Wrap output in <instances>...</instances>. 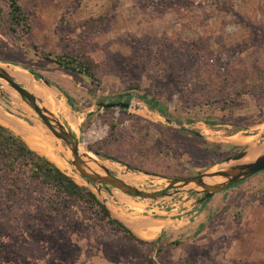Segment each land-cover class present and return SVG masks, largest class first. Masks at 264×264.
Returning <instances> with one entry per match:
<instances>
[{"label": "rangeland", "instance_id": "1", "mask_svg": "<svg viewBox=\"0 0 264 264\" xmlns=\"http://www.w3.org/2000/svg\"><path fill=\"white\" fill-rule=\"evenodd\" d=\"M18 1L30 34L10 31L8 3L0 0V67L127 184L162 191L165 180L212 173L247 147L248 161L264 152V0ZM46 54L89 60L91 78L64 71ZM38 86L50 98L37 95ZM119 102L130 106H99ZM0 115L44 131L14 97L0 96ZM58 155L67 165L59 170L95 193ZM7 189H0V264H264V171L199 205L200 190L147 200L102 188L99 198L124 221H158L139 234L154 244L143 251L86 227L78 206L45 188L16 196ZM160 227L166 232L157 239Z\"/></svg>", "mask_w": 264, "mask_h": 264}, {"label": "trees", "instance_id": "2", "mask_svg": "<svg viewBox=\"0 0 264 264\" xmlns=\"http://www.w3.org/2000/svg\"><path fill=\"white\" fill-rule=\"evenodd\" d=\"M6 2L9 9L7 20L9 29L23 39L30 34L31 21L22 10L18 0H6ZM43 57L51 61L48 54ZM51 62L68 73L88 78L92 76V64L89 60H76L69 55H62ZM27 70L35 79H42L40 75L32 70ZM64 96H66L65 93ZM139 99L150 110L156 109L162 117L166 118L164 110L158 107V103L154 99H149L145 95H141ZM67 100L70 105V100L68 98ZM2 188H8L7 191L12 192L13 196L18 193H26L29 190L35 191V189L45 188L58 199H64L65 203L78 206L84 213V225L86 227L90 229L99 227L102 230H108L110 233L117 235L116 239L119 242L128 246L135 245L140 251H143L144 247L148 245H154L145 242L120 222L113 219L92 192L79 187L47 158L38 155L20 137L0 125V189ZM8 199L9 206L15 203V198ZM146 255L149 257L148 253ZM145 264L155 263L152 258H148Z\"/></svg>", "mask_w": 264, "mask_h": 264}, {"label": "water", "instance_id": "3", "mask_svg": "<svg viewBox=\"0 0 264 264\" xmlns=\"http://www.w3.org/2000/svg\"><path fill=\"white\" fill-rule=\"evenodd\" d=\"M20 67L23 70L28 71L27 69ZM30 76L34 78V76L28 71ZM35 79V78H34ZM0 80L5 83V85L0 84V96L14 97L28 106L40 119L38 121L47 131L53 136L58 142L61 143L63 147L64 155L68 162L73 167L74 171L77 172L81 179L84 180L89 186L93 187L95 190V197L97 200L108 210L111 217L118 222H120L123 226L130 230V226L136 221L142 220H130L124 221L123 218H120L113 214L109 210L104 200H101L99 196L102 193V188L106 186H110L114 189H117L129 197L139 198V199H147V200H158L166 196L174 197L175 195L186 193L187 191L193 192V194L202 193L203 197L200 198L196 204L199 205L201 203L206 202L211 199L217 193L226 191L231 187H234L248 178L264 171V152L255 156L252 160H244L246 156V152L249 149L242 150L241 152L233 155L230 158H227L222 163H217L211 166L214 167L216 165H227L226 170H222L221 172H217L214 174H209L208 171L202 173L198 176L187 178V179H177V180H165V188L162 191L157 192H145L138 189L136 186H131L124 182L121 178L124 177L120 172L110 168V166L105 163L98 161L95 157V161L87 158L85 155L79 153V146L77 139L74 137V133L71 129L67 128L62 122H56L51 120L49 116H47V112L42 110L38 106V101L36 98L30 94L24 87L19 85L15 80H13L3 69L0 68ZM39 80V79H35ZM44 86L53 87L47 80L40 79ZM8 88L12 90V93H4L2 89ZM54 88V87H53ZM57 89V88H56ZM58 90V89H57ZM67 99V97H65ZM102 109H114L118 108L121 110H126L129 108L130 104L128 103H107V104H99ZM49 115V114H48ZM196 137H201L200 134L193 132ZM85 162L91 164L97 172L88 173L85 167ZM109 167H107V165ZM146 176V175H144ZM212 178H221L223 181L220 184L207 185L203 182L204 179H212ZM188 187H193L194 189L187 190ZM174 190V192H170ZM197 190H200L197 192Z\"/></svg>", "mask_w": 264, "mask_h": 264}, {"label": "bare ground", "instance_id": "4", "mask_svg": "<svg viewBox=\"0 0 264 264\" xmlns=\"http://www.w3.org/2000/svg\"><path fill=\"white\" fill-rule=\"evenodd\" d=\"M1 68V67H0ZM16 68V67H15ZM19 68V67H17ZM3 69V68H1ZM21 69V68H20ZM4 70V69H3ZM6 73L7 71L4 70ZM21 73L27 74L26 71H24L23 69L21 71H19ZM8 74V73H7ZM29 74V73H28ZM30 75V74H29ZM32 77V76H31ZM33 78V77H32ZM34 79V78H33ZM14 80V79H13ZM1 81V80H0ZM35 82H38V80H35ZM17 82V81H15ZM3 85H5V83L2 81L1 82ZM18 83V82H17ZM19 85H21L22 87H24L22 84L18 83ZM46 87V86H45ZM26 89V87H24ZM48 88V87H46ZM49 89V88H48ZM27 90V89H26ZM50 90V89H49ZM28 91V90H27ZM34 92L37 95L43 96L45 98H50L49 95V91H47L44 86H38L34 89ZM30 93V92H29ZM31 94V93H30ZM33 95V94H32ZM34 96V95H33ZM36 97V96H35ZM38 99V98H37ZM38 106L42 109L46 111V108L43 107V104H38ZM57 109H59V107H57ZM57 115V114H56ZM51 120L54 121H58L55 116L54 119L50 118ZM60 122V121H58ZM35 123V122H34ZM36 125L41 126L44 131L46 132V134L49 136H47L43 130H30L28 129L26 126H24L19 120H12L8 117H4L0 115V125L12 130L13 132H15L16 134L20 135L23 140L29 145V147L31 149H33L36 153L45 156L50 162H52L55 166H57L60 169H66L67 165L66 163L61 159V157L58 155H64V151H63V147L61 146V143L58 142L53 136H51L48 131L38 122L35 123ZM33 124V125H35ZM263 147H261L258 150L263 149ZM79 153L85 155L87 158H90L91 160L95 159L93 158V155H91L90 153L84 151L81 147H79ZM248 154V150L246 152V156ZM246 156L244 158V160H248L249 158L246 159ZM251 158V157H250ZM252 159V158H251ZM85 167L88 173L90 172H97L99 173L97 170H95V168H93L91 166V164H89L88 162H85ZM107 165V164H106ZM108 167V165H107ZM228 166H222V165H218L215 166L212 171V173L209 174H214L217 172H221L222 170H226ZM212 169V168H211ZM210 172V171H209ZM122 180L127 181L126 178H122ZM203 182L207 185H214V184H220L223 181L221 180V178H212V179H204Z\"/></svg>", "mask_w": 264, "mask_h": 264}, {"label": "crops", "instance_id": "5", "mask_svg": "<svg viewBox=\"0 0 264 264\" xmlns=\"http://www.w3.org/2000/svg\"><path fill=\"white\" fill-rule=\"evenodd\" d=\"M166 220L164 221H160V222H165ZM154 222H158L156 220H151V219H148L147 222H144V221H136L134 222L131 226H130V230L138 237H140V233L144 232V227H148V229H153L155 228V223ZM164 232H166V229L163 228V227H160L158 229V232L156 233V237L155 238H159L162 234H164ZM142 239V238H141Z\"/></svg>", "mask_w": 264, "mask_h": 264}]
</instances>
